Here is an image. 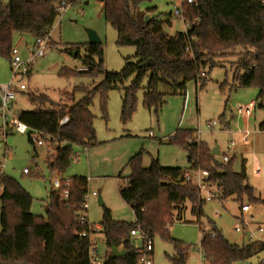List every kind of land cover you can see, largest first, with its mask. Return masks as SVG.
I'll return each mask as SVG.
<instances>
[{
	"label": "trees",
	"instance_id": "16d2710c",
	"mask_svg": "<svg viewBox=\"0 0 264 264\" xmlns=\"http://www.w3.org/2000/svg\"><path fill=\"white\" fill-rule=\"evenodd\" d=\"M143 1L104 0L105 20L116 30L118 46L136 49L134 60L128 58L121 72H104L103 44L86 43V56L82 58L79 51L75 54L84 64L85 69L80 73L103 75L99 84L92 88H76L73 93H66V99L60 102H54L44 94L29 95L32 103L46 108L23 112L19 114V120L30 130L51 137L47 139L49 146H56L55 157L48 160L51 171L63 174L78 157L76 147L85 151L100 145L94 125L96 117L91 110L96 95L102 96V110L107 115L108 93L114 89L123 90L122 118L127 122L136 112L137 93L147 74L149 83L144 104L149 110L153 107L158 110L165 102L164 95L158 92L160 84L169 86L173 94L179 95L186 93L191 81L204 87L207 70L210 72L221 66L217 57L240 49L234 80L241 89L257 88L259 108L264 109V6L261 0L183 3V19L190 26L174 36L165 30L166 25H172L170 19L161 21L137 11ZM61 2L67 1L0 2V56L11 60L16 36L44 38L50 44L59 17L56 5ZM74 51L76 49L67 50L71 55ZM150 60L154 66L144 67L143 64ZM131 77H134L131 85L123 88ZM76 92L84 93L85 97L76 102ZM65 116L69 121L60 126V120ZM260 130L264 131V122ZM30 142L35 145L31 136ZM172 142L186 150L192 169L208 171L210 179L225 189L222 199L233 198L241 202L244 196H248L264 205V201L254 197L245 170L236 173L230 166L217 164L209 147L197 141L192 132H179ZM34 154L36 156V152ZM128 166L131 175L125 178V184L119 186V193L132 208L136 222L116 221L111 211L104 208L101 232L108 248L104 264H139L140 255L131 231L140 228L152 239L156 234L167 237L175 216L181 220L187 202L191 203L194 216L200 218L204 214L205 201L200 199L197 188L186 182L183 170L164 167L159 159H153L149 167H144L141 154L132 157ZM119 179L122 180L121 176ZM87 193L88 179L70 178L68 199L63 198L61 191L50 192L46 219L32 213V195L14 178L1 172L0 264H90L92 244L88 235L91 224L88 220L81 223ZM213 230L215 237H211V233L204 236L200 247L209 264H244L264 251L261 243L232 245L221 232ZM113 247L121 248L127 254L113 257ZM176 249L174 264H185L187 250L180 244Z\"/></svg>",
	"mask_w": 264,
	"mask_h": 264
},
{
	"label": "rangeland",
	"instance_id": "374dc122",
	"mask_svg": "<svg viewBox=\"0 0 264 264\" xmlns=\"http://www.w3.org/2000/svg\"><path fill=\"white\" fill-rule=\"evenodd\" d=\"M64 1L71 5L57 18L46 55L34 63L30 75L15 77L11 60L0 56V87H15L20 80L28 86L27 91L17 94L11 106L16 115L46 108L32 103L29 98L31 94H44L54 102H60L66 99V93H73L76 88H92L103 80V75L81 74L85 69L83 61L74 56L78 51L82 58L86 56L84 45L89 43L88 31H94L102 40L104 72H121L128 58L134 60V47L118 46L117 32L105 20L104 1ZM0 2L7 4L9 0ZM181 3L182 0H144L137 11L161 21L170 19L172 25H166L165 30L174 36L184 32L186 27L183 17L175 15ZM20 38L15 37V45H19L22 59L26 61L35 39L24 35L19 44ZM66 49L76 51L71 55ZM240 53V49L234 53L227 51L217 57L221 66L210 72L207 70L204 87L191 81L184 95L173 94L169 86L160 84L158 92L164 95L165 102L158 110L155 107L149 110L144 104L149 83L147 74L137 93L136 112L127 122L122 118L123 90L114 89L108 93L107 115L102 110V96L96 95L91 110L96 117L94 125L100 145L89 151L76 147L78 157L63 174L48 168L49 157H55V151L32 144L28 133L10 134L6 141H0V174L2 172L14 178L32 195L34 202L31 211L36 216L47 219L46 207L53 190L52 182L56 178L82 177L88 179L89 194L97 193L96 197L90 198L87 209L91 225H101L104 208L111 211L116 221L135 223L132 208L119 193V186L125 184V178L131 175L128 166L130 159L141 154L144 167H149L153 159H159L164 167L188 170L191 164L186 150L171 141L179 132H192L193 137L206 144L211 152L219 148L220 155L215 156L217 164H225L223 158L227 156L230 161L225 165L236 173L245 170L254 197L264 201V131L260 130L264 122V109L259 108L257 88L241 89L234 80L235 63ZM133 80L134 77L129 78L123 88L129 87ZM84 97L82 92L75 93L76 102ZM253 102L256 105L251 116L239 111L240 107L247 108ZM210 121L217 123L214 130L208 128ZM1 122L0 118V125ZM247 132L249 135L244 141ZM25 170L29 174H25ZM100 196L103 205L99 203ZM245 204H250L252 209L242 215L241 206ZM191 210L192 205L187 202L181 220L175 216L168 236L156 234L153 237L152 264H174L176 246L179 244L187 250L185 264H209L200 247L203 237L212 233L213 229L221 232L232 245L243 246L250 243V235L243 222L264 224V205L248 196H244L241 202L233 198L207 201L200 218L194 216ZM1 211L0 202V214ZM237 227L245 230L238 232ZM1 230L0 222V233ZM94 238L98 241L99 254L104 258L108 249L105 235L100 231ZM132 241L138 247L143 246L139 238ZM263 259L264 251L245 264H261Z\"/></svg>",
	"mask_w": 264,
	"mask_h": 264
},
{
	"label": "built area",
	"instance_id": "2783aa9c",
	"mask_svg": "<svg viewBox=\"0 0 264 264\" xmlns=\"http://www.w3.org/2000/svg\"><path fill=\"white\" fill-rule=\"evenodd\" d=\"M263 6H264V0H261ZM193 4L194 0H182V4ZM182 4L176 8L175 15L179 17H183V11H182ZM71 4L68 2H61L56 5V11L59 14V17L65 13ZM190 25L187 24L186 28H188ZM51 37V36H50ZM49 43L47 39L44 38H36L35 44L32 48L29 49V58L26 61H23L19 45H15L12 49V55H11V62L13 66V72L15 77H22L26 75H30L32 73V68L34 63L41 58H44L48 49ZM187 51H190V48H187ZM204 76V74H203ZM28 90V86L23 83L21 80L19 82V85L13 86L7 85L0 87V118L2 120L1 122V129H0V141L4 140L6 141L7 136L10 134L16 132L19 134H30L32 137V140L35 144L38 146H46L49 147L50 150L55 151L56 146L50 147V143H48L47 139L50 140L51 137L45 136L44 133L38 132V131H32L29 129V127L22 123L19 120V115H16L12 111V104L14 100L16 99V96L18 93H22ZM255 103H251L247 108L240 107L239 111L242 113H246L247 116H251L253 109L255 108ZM69 121V117L65 116L60 120V126L64 125ZM217 126V123L215 121L208 122V128L214 130ZM249 135V132L245 134L244 141H247V137ZM152 136V133L150 134ZM88 151V150H85ZM224 163H228L230 159L227 156H224L223 158ZM0 166L1 163H0ZM25 174H29L28 170L24 171ZM182 174L186 180L187 183L192 184L195 186L198 190V194L200 199L203 201H212L223 198L225 194V189L220 188L217 183L212 181L210 179V174L208 171L205 170H195V169H188L183 170ZM53 190L54 191H61L62 196L64 199L69 198V189H70V179H61L56 178L53 182ZM97 193L89 194V192L85 195V200L82 205V211L83 216L81 217V223L85 224L88 220L87 217V209L89 207V200L91 197H96ZM251 205L245 204L241 206V212L243 214H247L251 211ZM242 219V218H241ZM242 221V220H240ZM244 227L248 229V233L250 235V243H262L264 244V224L263 225H253L254 223H247L243 222ZM91 232L88 235V238L91 241L92 247L90 249V264H104L105 263V257L102 258L99 254V246L97 239L94 238L96 234H98L99 231H101L102 227L101 225H90ZM238 232H242L245 230L241 227H237L236 229ZM215 233H211V237H215ZM84 237H87L86 234L83 235ZM132 238H139L143 241V246L138 247L135 245V248L137 249V253L140 255L139 264H152L153 263V257L152 252L154 250L153 245V239L144 231H142L140 228L134 229L131 231ZM250 261V260H249ZM247 261V262H249ZM245 262V263H247ZM244 263V264H245ZM261 264H264V259L261 260Z\"/></svg>",
	"mask_w": 264,
	"mask_h": 264
},
{
	"label": "water",
	"instance_id": "95a60500",
	"mask_svg": "<svg viewBox=\"0 0 264 264\" xmlns=\"http://www.w3.org/2000/svg\"><path fill=\"white\" fill-rule=\"evenodd\" d=\"M102 1H104V0H102ZM88 37H89V43L90 44H101L102 43L101 38L94 31H88ZM143 66L146 68L152 67V66H154V62L152 60H150V61L144 63ZM211 154L213 156L220 155L219 148L217 147L216 149H214L211 152ZM32 156H34V155L32 154ZM99 203L101 205H103V201H102L101 196L99 197ZM126 254H127V251H125V250H119L117 247L112 248V256L113 257H122V256H125Z\"/></svg>",
	"mask_w": 264,
	"mask_h": 264
},
{
	"label": "crops",
	"instance_id": "0c3cea01",
	"mask_svg": "<svg viewBox=\"0 0 264 264\" xmlns=\"http://www.w3.org/2000/svg\"><path fill=\"white\" fill-rule=\"evenodd\" d=\"M182 4V3H181ZM185 21V20H184ZM186 23V22H185ZM187 25V24H186ZM187 28L185 27V30H186ZM24 35H21L20 37V41L18 42L19 44H20V42H22V37H23ZM254 103V102H253ZM89 151V150H88ZM220 151V150H219ZM0 222H1V218H0ZM1 227H2V225H1ZM2 231V230H1ZM119 250H122L121 248H119ZM153 252H154V250H153ZM153 252H152V255H153ZM108 255V249H107V251H106V255H105V257Z\"/></svg>",
	"mask_w": 264,
	"mask_h": 264
}]
</instances>
